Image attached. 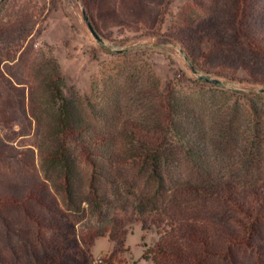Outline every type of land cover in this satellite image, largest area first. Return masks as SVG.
Returning a JSON list of instances; mask_svg holds the SVG:
<instances>
[{
	"label": "trees",
	"instance_id": "obj_1",
	"mask_svg": "<svg viewBox=\"0 0 264 264\" xmlns=\"http://www.w3.org/2000/svg\"><path fill=\"white\" fill-rule=\"evenodd\" d=\"M184 14L187 23L195 21L191 6ZM35 24H0V36H27ZM45 45L31 63L28 109L35 129L28 145L49 190L16 192L20 201L0 191V208L23 206L41 225L29 207L48 206V196L55 197L70 230L87 222L83 240L91 245L101 237L119 242L132 204L143 229L151 226L158 236L144 254L153 264H264L254 253L241 260L235 250L248 249L245 237L261 238L264 226V94L215 86L184 70L164 87L151 66L127 63L104 73L92 96L69 97L61 65ZM0 226L10 236L5 219ZM34 231L32 239L19 235L31 264H91L77 236L37 245ZM225 254L230 261H222Z\"/></svg>",
	"mask_w": 264,
	"mask_h": 264
},
{
	"label": "rangeland",
	"instance_id": "obj_2",
	"mask_svg": "<svg viewBox=\"0 0 264 264\" xmlns=\"http://www.w3.org/2000/svg\"><path fill=\"white\" fill-rule=\"evenodd\" d=\"M190 6L196 11L192 24L184 14ZM34 21L27 36L23 32L0 36V191L10 195L30 187L49 190L37 151L28 145L35 129L28 109L31 63L38 52H45V44L53 48L61 65L69 97L75 93L92 96L104 73H115L127 63L151 66L164 87L180 70L197 77L196 71L203 68L227 76L216 78L233 88H264L260 84L264 82V0H5L0 7V24ZM168 33L179 39L165 36ZM140 46L130 52H115ZM233 77L250 83L240 84L231 80ZM183 88L190 92L185 85ZM21 196L16 193L17 200ZM47 202L48 206L29 207L41 225L25 216L23 206L0 208V219L7 221L10 231L7 236L0 226V264H31L19 235L32 239L34 227L40 235L34 241L37 245L44 239L77 236L91 264L106 259L112 264H153L144 254L155 249L158 236L151 226L143 229L132 204L119 242L101 237L88 245L83 240L87 222L71 231L59 201L49 195ZM228 230L231 233L229 226ZM245 238L249 248L235 249L238 257L245 260L247 253H254L264 260V226L261 238ZM9 253L15 257L6 255ZM224 256L222 261H230L229 255Z\"/></svg>",
	"mask_w": 264,
	"mask_h": 264
},
{
	"label": "water",
	"instance_id": "obj_3",
	"mask_svg": "<svg viewBox=\"0 0 264 264\" xmlns=\"http://www.w3.org/2000/svg\"><path fill=\"white\" fill-rule=\"evenodd\" d=\"M5 2V0H0V7L2 6V4ZM143 46H140V47H132V48H126V49H122V50H117L115 51L116 53H125V52H130L132 50H136L138 48H141ZM198 70V69H197ZM196 76L197 78H199L200 80L202 81H205L209 84H212V85H215V86H221V87H225L227 89H233L237 92H242V93H249V92H255V93H260V94H264V88H260L258 90H254V91H251L249 89H245V88H233L231 87L230 85H227L225 84L222 80L220 79H217V78H214L208 74H204L203 72L199 71L198 72L196 71Z\"/></svg>",
	"mask_w": 264,
	"mask_h": 264
}]
</instances>
